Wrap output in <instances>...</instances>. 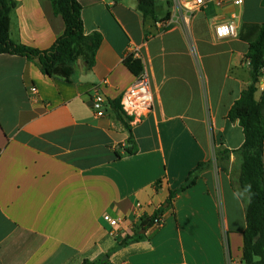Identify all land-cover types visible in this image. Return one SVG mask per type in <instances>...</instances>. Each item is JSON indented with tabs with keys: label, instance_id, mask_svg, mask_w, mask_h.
<instances>
[{
	"label": "crops",
	"instance_id": "obj_1",
	"mask_svg": "<svg viewBox=\"0 0 264 264\" xmlns=\"http://www.w3.org/2000/svg\"><path fill=\"white\" fill-rule=\"evenodd\" d=\"M190 1L156 0L155 18L144 19L137 0H78L84 34L102 42L90 68L74 63L69 82L0 55V264L106 256L108 264H242L247 195L238 186L237 151L244 136L228 113L250 83L249 45L238 33L264 23V6L224 0L188 11ZM15 2L10 39L51 47L64 23L50 1ZM229 21L237 34L217 38L215 26ZM143 70L154 105L140 119L122 115L128 131L112 104ZM258 90L256 100L261 84ZM97 92L102 117L91 108ZM262 163L264 171V143ZM199 165L194 184L168 203ZM160 209L162 225L141 230V220ZM105 215L122 224L112 229ZM136 233L142 239L116 248Z\"/></svg>",
	"mask_w": 264,
	"mask_h": 264
},
{
	"label": "trees",
	"instance_id": "obj_2",
	"mask_svg": "<svg viewBox=\"0 0 264 264\" xmlns=\"http://www.w3.org/2000/svg\"><path fill=\"white\" fill-rule=\"evenodd\" d=\"M54 15L60 16L64 23V31L51 47L38 50L23 44L13 42L9 37L10 15L17 6L15 0H0V55L17 56L36 64L40 72L50 78H59L69 82L74 73L73 65L78 59L84 60L90 68L95 61L96 52L102 42L98 33L85 35L81 18L82 6L78 0H49ZM156 0H137L138 9L144 19L155 18ZM168 4V3H167ZM261 4L264 6V0ZM168 17V15H167ZM238 37L246 42L248 52L246 59L250 66V83L242 91L240 98L233 104L228 113V119L238 120L242 128L244 141L237 151L241 158L238 186L247 195L245 210L246 226L243 231L242 264H264V171L262 163L264 143V89L258 100L257 84L264 76V23L243 24ZM129 65L130 61H126ZM135 73L139 66L130 65ZM136 67V69H135ZM117 118L123 122L124 115L118 104H112ZM129 131V126L124 123ZM128 155L135 153V149L127 150ZM226 151L220 152L224 160L228 159ZM199 165L193 170L177 191H172L168 203L179 192L189 188L201 169ZM161 209L152 216L143 218L141 230L154 225L160 217ZM143 235L136 233L124 237L116 248L124 247L142 239ZM81 264H108V260L91 262L83 260Z\"/></svg>",
	"mask_w": 264,
	"mask_h": 264
},
{
	"label": "built area",
	"instance_id": "obj_3",
	"mask_svg": "<svg viewBox=\"0 0 264 264\" xmlns=\"http://www.w3.org/2000/svg\"><path fill=\"white\" fill-rule=\"evenodd\" d=\"M234 6H240L242 0H231ZM207 2L213 5H221L224 0H194L186 2L183 7L188 11H200ZM214 33L217 38H225L235 36L237 34V27L234 21L218 24L214 28ZM130 57H138L137 53H133ZM262 80V79H261ZM261 87L264 88V80L261 82ZM31 92L33 95L37 94V90L32 87ZM154 96L150 89L148 74L143 70L137 77L133 84H131L122 94L119 107L121 112L133 119H140L147 115L153 108ZM91 108L97 117H102L105 114V100L101 93L97 92L91 99ZM103 220L114 230H117L122 224V220L113 219L108 215L103 216ZM162 225L161 217H158L154 226L160 227Z\"/></svg>",
	"mask_w": 264,
	"mask_h": 264
},
{
	"label": "rangeland",
	"instance_id": "obj_4",
	"mask_svg": "<svg viewBox=\"0 0 264 264\" xmlns=\"http://www.w3.org/2000/svg\"><path fill=\"white\" fill-rule=\"evenodd\" d=\"M260 84H261V79L259 81V83L257 84V88L259 89L260 88ZM264 89V88H263ZM259 91V90H258ZM238 173V172H237Z\"/></svg>",
	"mask_w": 264,
	"mask_h": 264
},
{
	"label": "water",
	"instance_id": "obj_5",
	"mask_svg": "<svg viewBox=\"0 0 264 264\" xmlns=\"http://www.w3.org/2000/svg\"><path fill=\"white\" fill-rule=\"evenodd\" d=\"M106 258H107V256H106V257H104V258L101 260V262L105 261V260H106Z\"/></svg>",
	"mask_w": 264,
	"mask_h": 264
}]
</instances>
